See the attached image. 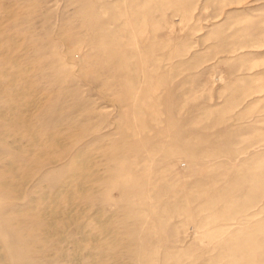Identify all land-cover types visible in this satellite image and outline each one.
Listing matches in <instances>:
<instances>
[{
  "label": "rangeland",
  "instance_id": "rangeland-1",
  "mask_svg": "<svg viewBox=\"0 0 264 264\" xmlns=\"http://www.w3.org/2000/svg\"><path fill=\"white\" fill-rule=\"evenodd\" d=\"M0 264H264V0H0Z\"/></svg>",
  "mask_w": 264,
  "mask_h": 264
},
{
  "label": "bare ground",
  "instance_id": "bare-ground-1",
  "mask_svg": "<svg viewBox=\"0 0 264 264\" xmlns=\"http://www.w3.org/2000/svg\"><path fill=\"white\" fill-rule=\"evenodd\" d=\"M63 188H61V191H62ZM60 195V194H57V196Z\"/></svg>",
  "mask_w": 264,
  "mask_h": 264
}]
</instances>
